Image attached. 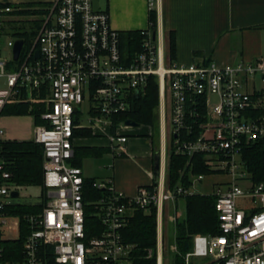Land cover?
Listing matches in <instances>:
<instances>
[{
	"label": "built area",
	"instance_id": "obj_1",
	"mask_svg": "<svg viewBox=\"0 0 264 264\" xmlns=\"http://www.w3.org/2000/svg\"><path fill=\"white\" fill-rule=\"evenodd\" d=\"M13 4L20 5L0 0V43L6 6ZM149 7L156 10V0ZM42 20L32 43L9 39L7 57L0 44V264H164L167 254H177V246L165 243L163 224L169 218L176 223L178 202L199 193L195 184L210 176L190 174L189 187L169 180L168 92L171 150L205 155L209 170L226 178L204 193L217 196L221 234L195 236L184 264H264V184L251 180L242 160L250 144L264 146V86L256 88L258 81L264 83V58L227 67L182 66L170 57L164 32L148 28L142 31L141 51L130 59L123 54L122 33L112 27L108 12L94 10L93 0H54ZM19 40L24 46L15 59ZM152 77L159 82L162 108L159 182L141 187L135 197L117 192L113 180L97 182L95 187L109 194L86 202L84 171L72 164L76 131L108 135L125 154V133L133 127L123 115ZM15 105L37 108L32 118L41 119L32 140L44 149L45 192L38 202L43 207L24 216L23 249L11 260L3 243L21 237L20 216L8 210L20 191L1 145L10 140L4 113ZM140 210L156 211L158 238L155 247L137 256L123 230Z\"/></svg>",
	"mask_w": 264,
	"mask_h": 264
},
{
	"label": "crops",
	"instance_id": "obj_2",
	"mask_svg": "<svg viewBox=\"0 0 264 264\" xmlns=\"http://www.w3.org/2000/svg\"><path fill=\"white\" fill-rule=\"evenodd\" d=\"M14 1L20 5L42 8H49L54 3V0ZM149 2L150 0H93V7L96 11L108 12L112 27L124 33L150 28ZM156 10L158 29L164 32L168 52L170 35H175L174 61L179 65H206L214 62L220 67H227L243 60L257 61L264 58V0H156ZM11 32L10 30L9 33ZM33 115L25 116L30 117L35 125L37 118L34 120ZM3 117L2 124L8 139H32L14 136L12 128L6 124L11 118L18 116H10L5 112ZM142 126L147 128L146 125ZM142 126L126 131L128 142L125 154L117 152L108 135L89 129L77 130L73 161L80 163L86 179L100 182L97 177L92 176L90 169H86L87 164L94 158H112L111 167L115 174L111 180L116 191L127 197H135L141 187L155 183L154 156L163 147V144L160 147L155 143L150 128L148 130ZM85 149L103 152L86 156L82 153Z\"/></svg>",
	"mask_w": 264,
	"mask_h": 264
},
{
	"label": "trees",
	"instance_id": "obj_3",
	"mask_svg": "<svg viewBox=\"0 0 264 264\" xmlns=\"http://www.w3.org/2000/svg\"><path fill=\"white\" fill-rule=\"evenodd\" d=\"M26 9H22L19 15H34L30 11L32 6L22 4ZM22 25H12V32L16 38L25 42L29 41L27 26L29 21ZM28 24V25H27ZM30 26H40L34 23ZM29 26V27H30ZM158 28V12L150 11V29ZM35 34V33H34ZM21 35V36H20ZM122 37V50L125 57L133 58L141 51L142 31L124 32ZM169 54L172 59L176 55L175 35L169 38ZM160 104V88L156 77L150 79L149 85L139 98L133 102L130 112L123 115L124 120L133 121L139 125L155 124L158 118L157 109ZM6 114L10 116H25L37 114V108L29 105H15L6 109ZM36 124H41V119L37 117ZM153 139L155 137L153 136ZM103 152L102 150L85 149L83 155ZM1 155L8 161L12 183L17 190L28 187H42L44 183V149L43 146L33 140L19 141L8 140L1 145ZM244 161L251 180L255 184H264V146L259 143L250 144L243 151ZM74 166L81 167L80 163L73 161ZM185 171V173H182ZM213 176V173L206 166L205 155L199 154L193 157L177 155L171 150L168 159V177L172 185L178 183L189 187L192 182L190 174ZM95 179L85 180V200L94 202L106 197L109 192L95 187ZM186 203V212L183 217L176 221V243L178 252L175 254V263L184 264L185 256L192 250L193 239L197 235H220V219L216 208L217 196L212 194L195 193L183 199ZM43 204L15 203L8 207V210L21 219V237L18 240L6 241L3 246L6 250L7 259L22 252L23 243L27 234L26 221L24 216L39 211ZM90 209V207H88ZM126 242L136 246L137 256H142L147 248L155 247L158 238L157 214L155 210L151 212L138 211L123 230Z\"/></svg>",
	"mask_w": 264,
	"mask_h": 264
},
{
	"label": "rangeland",
	"instance_id": "obj_4",
	"mask_svg": "<svg viewBox=\"0 0 264 264\" xmlns=\"http://www.w3.org/2000/svg\"><path fill=\"white\" fill-rule=\"evenodd\" d=\"M7 9L6 13H5V17L2 21V24L4 25V31L2 32L3 34V38L1 41V47H4V55L5 57L10 55V49L7 48V42L9 39H16V36L13 35V32H10V29L12 30V25H22L24 24L23 22L25 21H29V25L27 26V35L28 36V44L32 43L35 38L36 35L39 31V29L42 27L43 24V20H42V16L43 13H45V10H47V8H42V7H33V8H29L30 11L35 12L36 14H32V15H19V14H15L16 12L18 13L19 11H21L22 9H26L25 6L22 5H18V4H13V5H8L6 6ZM40 23L39 27H35L34 26H30L31 24L34 23ZM30 26V27H29ZM7 33V34H6ZM35 33V34H34ZM264 86V83L258 81L256 88L260 89ZM252 87H250V91ZM167 104H168V108H167V148L168 151L171 153V144H172V135H171V125H170V110H169V92L167 94ZM157 114H158V118L157 121L155 122V124H150L147 125V128L145 126H142V128H146L149 130H151V133L153 134V136L155 137L154 141L155 143L162 147V142H163V123H162V108L161 105L158 107L157 109ZM9 124L10 128H12V131L14 133V136H17L20 138V136H22V138H32L34 137V123L32 121V119L30 117L27 116H18V117H13L10 120H8V122H6V124ZM85 125H88L87 123ZM149 127V128H148ZM145 129V130H146ZM137 138V137H136ZM134 138V139H136ZM31 139V140H32ZM112 158L110 157H106L104 159H97L94 158L92 159V161L90 163L87 164V168L86 169H90L89 171H91L92 176L97 177L100 182H108L109 180L113 179V176L115 174L114 171H112ZM226 178H224L223 176L220 175H213L210 176L206 179H204L203 182H198L195 184V188L199 193H208L211 191V187L212 184L221 180H225ZM242 187H245L244 185H242ZM44 189L43 187H28V188H23L20 190V198H18V203H30V204H36L40 201V199H42L43 195H44ZM178 204L180 205L179 207V214L181 217L185 215L186 212V203L185 201L182 199L178 202ZM241 205L242 202H241ZM170 222L165 221L163 224V236L165 237V243L168 246H172L174 247L176 245V229H175V223L174 221L169 218ZM7 236V235H5ZM14 237H16L17 235L14 233L13 234ZM166 256H168V259L165 261L164 264H175L173 262H171V259H173V257H175V255L173 254H167Z\"/></svg>",
	"mask_w": 264,
	"mask_h": 264
},
{
	"label": "water",
	"instance_id": "obj_5",
	"mask_svg": "<svg viewBox=\"0 0 264 264\" xmlns=\"http://www.w3.org/2000/svg\"><path fill=\"white\" fill-rule=\"evenodd\" d=\"M24 46V41L19 40L17 41L16 45H15V59H18L20 56V53L22 51V48ZM39 55V53H37V56ZM139 96V94H137V97ZM127 126H131L133 128H139L141 125L133 122V121H127L126 122ZM161 167H162V152L161 151H157L155 153L154 156V178H155V183H158L160 180V172H161ZM14 197H18L19 193L15 192L13 194Z\"/></svg>",
	"mask_w": 264,
	"mask_h": 264
},
{
	"label": "bare ground",
	"instance_id": "obj_6",
	"mask_svg": "<svg viewBox=\"0 0 264 264\" xmlns=\"http://www.w3.org/2000/svg\"><path fill=\"white\" fill-rule=\"evenodd\" d=\"M21 36V35H20Z\"/></svg>",
	"mask_w": 264,
	"mask_h": 264
}]
</instances>
